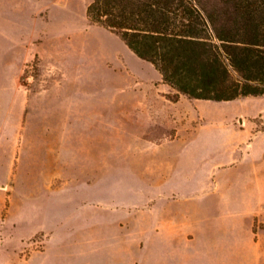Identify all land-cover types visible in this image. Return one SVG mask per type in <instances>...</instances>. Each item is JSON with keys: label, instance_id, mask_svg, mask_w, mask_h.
Returning a JSON list of instances; mask_svg holds the SVG:
<instances>
[{"label": "rangeland", "instance_id": "1", "mask_svg": "<svg viewBox=\"0 0 264 264\" xmlns=\"http://www.w3.org/2000/svg\"><path fill=\"white\" fill-rule=\"evenodd\" d=\"M90 2H73L67 14L55 13L44 21L38 55L20 78L29 110L23 142L19 107L13 96L0 94V264H26L44 252L46 234L54 236L51 245H60L59 237L76 241L91 233L89 250L78 249L77 243L70 245L72 257L78 252L81 257L72 264H90L85 252L99 258L106 251L102 239L94 235L104 219L116 228L122 226L123 235H129L133 220L141 216L138 212L155 194L146 173L148 160H138L132 153L138 147L156 145L151 140L154 121L132 125L139 114L138 101L155 105L162 104L163 97L179 101L180 115L167 118L163 135L192 133L198 122L189 113L194 106L200 109L207 127L194 135L199 138L197 146L211 136L245 137L250 128L264 133V96L211 102L166 93L149 63L134 56L114 34L85 19ZM7 81L0 79V83ZM77 106H87L86 116L95 108L91 113L101 117H78L80 112L72 111ZM176 107L169 109L174 112ZM137 134L146 135L144 141L136 143ZM197 139L182 149V157L171 159L188 176L197 171L190 189L172 192L180 189L173 180L163 193H183L192 208L206 203L201 199L205 193L198 175L212 165L205 143L203 148H194ZM259 161L264 170V150ZM231 162V157L225 159L223 168ZM50 167L58 169L57 181L44 188L39 170ZM82 169L86 174H78ZM255 208L249 201L245 210ZM259 208L258 216L244 219L235 231L240 236L235 245L249 249L235 255L234 264H264V203ZM126 240H117L122 247L108 250L121 257V264H126L129 250Z\"/></svg>", "mask_w": 264, "mask_h": 264}, {"label": "crops", "instance_id": "2", "mask_svg": "<svg viewBox=\"0 0 264 264\" xmlns=\"http://www.w3.org/2000/svg\"><path fill=\"white\" fill-rule=\"evenodd\" d=\"M78 1L0 0V79L8 80L0 83V94L13 96L15 106L19 107L23 138L21 142L26 138L29 110L28 103L25 102L26 92L21 90L20 78L31 60L38 55V48L43 41L41 31L44 21L50 20V16L55 13L67 14L73 2ZM157 78L160 88L166 93L170 91L176 93L162 83L158 73ZM176 96L183 97L177 93ZM179 105V101L170 102L164 97L160 105L143 101L135 103L139 114L132 125L140 127L150 121H154L155 125L151 132V140L156 142L157 146L144 145L143 149L138 147L132 152L134 158L148 160L145 168L146 173L152 178L154 198L144 207L146 209L138 212L141 216L133 220L134 226L131 227L129 235L128 233L123 235L122 226L116 228L106 219L100 222L99 231L94 235L102 239L106 251L99 258L91 257L89 251L85 252L84 256L88 258L90 264H121V257L116 253H109L108 250L122 247L117 240L123 238L127 239L125 247L129 249L126 264H234L235 255L248 253L249 247L235 245L240 238L235 231L241 228L240 223L242 224L244 219L258 216L261 210L259 207L264 203V170L258 164L264 150V133L250 128L245 137L234 135L227 139L226 136L225 138L211 136L203 138L197 146L199 138L194 135L207 126L202 124L201 110L194 106L189 114L190 118L198 123L192 133L176 132L173 136L163 135L162 127L167 118L173 115L179 117L180 109L177 108ZM170 106H177L174 112L170 111ZM77 107L72 111L80 112L76 115L84 118L87 106ZM95 110V108L88 110L90 114L87 116H92L93 120L101 117L100 113H91ZM251 124L252 127L255 125L253 122ZM145 136L137 134L135 142L144 141ZM194 138H198L194 148H203L205 143L210 149L206 154L212 157V165L198 175L203 182L201 188L205 193L203 196L205 198L201 199L206 202L200 208L197 205L192 208L186 201L188 196L183 193L171 196H168L170 192L163 194L168 186L173 184H171L173 180L178 182L180 189H170L172 192L190 189V179L197 175V171L188 176L182 172L180 166H176L175 163L172 165L171 159L182 157L184 154L182 149L187 148V144ZM229 157L232 158L230 166L223 168V161ZM80 171L86 174L83 169L78 170V174H81ZM39 174L40 185L51 188L57 181L58 169L53 167L40 169ZM248 196L251 199L248 200ZM249 201L254 202L256 206L254 210H245ZM139 210L140 208L136 209ZM143 212H148L147 216ZM91 236V233H84L76 241L74 238L58 239L55 236L61 243L51 245L50 241L54 236L46 234V240L43 241L44 252L31 257L26 264L77 262L81 259L80 252L73 258L70 245L77 243L78 249L89 250ZM51 253L54 255H50Z\"/></svg>", "mask_w": 264, "mask_h": 264}, {"label": "trees", "instance_id": "3", "mask_svg": "<svg viewBox=\"0 0 264 264\" xmlns=\"http://www.w3.org/2000/svg\"><path fill=\"white\" fill-rule=\"evenodd\" d=\"M85 14L188 100L264 96V0H91Z\"/></svg>", "mask_w": 264, "mask_h": 264}]
</instances>
